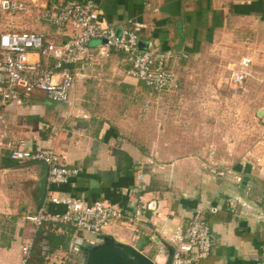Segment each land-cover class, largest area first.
Masks as SVG:
<instances>
[{"label": "crops", "instance_id": "obj_1", "mask_svg": "<svg viewBox=\"0 0 264 264\" xmlns=\"http://www.w3.org/2000/svg\"><path fill=\"white\" fill-rule=\"evenodd\" d=\"M31 1L41 6L92 1L101 20L117 32L137 23L140 49L150 44L153 51L173 55L168 67L176 88L153 91L127 76L126 56L112 52L97 60L62 104H50L41 93L20 105L0 101L12 141H23L32 150L52 149L62 164L78 171L66 185L46 181L43 186L42 164L14 162L6 151L0 152V264H20L22 244L34 242L44 229L33 234L27 217L40 207L63 212L50 203L62 196L88 205L110 204L127 214L138 209L139 217L109 224L99 235L140 249L154 264L168 263L171 250L165 236L198 212L210 227L212 244L209 257L198 264H264V141L253 147L249 160L229 168L226 159L214 157V131L227 132V121L225 112H215L222 106L214 98L222 96L223 83L214 80L208 56L228 57L224 51L214 53L216 44L242 38L243 32L249 37V27L261 38L264 0ZM5 32L39 33L51 43L65 42L71 35L69 29L45 26L32 6L13 13L0 7V34ZM262 53V47L253 51L258 64L264 63ZM246 57L231 70L244 72L245 80ZM263 110L257 109L254 119L264 124ZM215 169L224 170V178L215 180ZM243 177L247 182L241 189ZM204 181H215L219 196L212 197L213 188ZM59 226L54 232L69 240L65 249L47 252L43 264H55L62 252L80 259L72 244L84 239L83 232L69 233L70 226ZM31 259L32 250L29 264Z\"/></svg>", "mask_w": 264, "mask_h": 264}, {"label": "built area", "instance_id": "obj_2", "mask_svg": "<svg viewBox=\"0 0 264 264\" xmlns=\"http://www.w3.org/2000/svg\"><path fill=\"white\" fill-rule=\"evenodd\" d=\"M30 6L37 9L40 22L57 29H69L71 35L65 42L51 43L42 34L34 32L0 34V101L4 104H23L34 93L43 94L51 102H66L72 88L86 78L87 71L99 64L97 60L108 58L112 52L126 56L127 76L141 81L153 91L170 92L176 88L175 76L168 67L173 55L153 51L150 44L140 49L137 23L132 22L130 28L117 32L101 20L100 9L92 1L41 6L31 0H0V7L10 13L25 11ZM93 41L98 44L92 46ZM244 80V72L232 71L228 84L238 89ZM1 151H6L14 162L43 163L47 167L46 181L50 185H66L78 173L62 164L52 149L32 150L23 141H12L8 125L0 113ZM50 203L63 207L64 211L49 213L47 208L40 207L27 217L33 226V234L51 224L98 235L112 222L133 221L140 216L138 209L127 214L110 204L95 202L88 205L67 196L52 197ZM164 241L171 250L167 264H198L211 252L210 227L202 212H198L187 225L176 226ZM32 248V239L22 244L20 264H29ZM39 249L40 255L45 257L49 250L45 239L41 240Z\"/></svg>", "mask_w": 264, "mask_h": 264}, {"label": "rangeland", "instance_id": "obj_3", "mask_svg": "<svg viewBox=\"0 0 264 264\" xmlns=\"http://www.w3.org/2000/svg\"><path fill=\"white\" fill-rule=\"evenodd\" d=\"M44 25L55 28L47 24ZM249 28V37L246 36V32H243V35L241 36L242 38H233L232 40L234 41L223 40L222 46L224 47L216 44V50H214V53L215 51H218V53L224 51L226 52L225 55L229 54L228 57L224 55L222 57L221 54L213 55L208 53V56L211 57L210 66L212 67L214 80L217 83H220L221 80L223 83L222 96L214 98L219 106L220 104L222 106L221 108L218 107L215 112H219L218 116L221 110L225 112L223 119L227 121V132L226 130L221 132L223 133L222 136L220 135V132L214 131L212 146L216 151L215 155H217L214 157L216 159H226L228 162H225L224 165L228 168L232 165H237L239 162L249 160L252 157L250 154L252 155L253 147L264 141V124L254 119L255 111L264 107V63L258 64L255 61V58H253L254 56H252L254 50H258L259 47L264 48V34L259 38L258 34L256 35L252 32V27ZM260 55H264V53ZM246 56L250 57L248 58L250 60L248 62L250 68L249 66L247 68L248 75L244 84L240 88L233 89L228 84L229 75L231 70L239 66L237 63L242 61V57L247 58ZM262 58L264 59V56ZM202 65H205L204 62H202ZM137 81L143 84L141 81ZM220 101L222 102L220 103ZM48 102L54 105L62 104L60 102ZM218 123L220 124L219 120ZM224 127L225 124L223 123V128ZM219 128L220 126H218V129ZM224 149L225 151L223 153L219 152ZM219 153L220 155H218ZM221 172L225 171L215 169L213 172L215 180L224 178V176L222 177L219 175ZM216 175H218V177ZM206 177L207 173L202 179L205 180ZM204 182L207 187L211 186L213 188L212 194L214 196L211 195L212 197L219 196L218 194L220 192L218 191L217 193L216 187L218 186L215 185V181ZM199 188L206 189L204 185L199 186ZM103 232L104 230L101 233ZM83 238L87 241L93 240L92 235L84 232ZM55 257H57L55 264H81L80 259L76 260L75 257H72L70 254L68 255V253H58Z\"/></svg>", "mask_w": 264, "mask_h": 264}, {"label": "water", "instance_id": "obj_4", "mask_svg": "<svg viewBox=\"0 0 264 264\" xmlns=\"http://www.w3.org/2000/svg\"><path fill=\"white\" fill-rule=\"evenodd\" d=\"M261 113L264 114V110ZM40 164L45 167L43 179V186H45L47 167L43 163ZM246 182L247 177H243L240 184L241 189ZM92 236V241L76 238L72 244V249L79 255L81 264H154L138 248L115 242L111 236L99 234Z\"/></svg>", "mask_w": 264, "mask_h": 264}, {"label": "trees", "instance_id": "obj_5", "mask_svg": "<svg viewBox=\"0 0 264 264\" xmlns=\"http://www.w3.org/2000/svg\"><path fill=\"white\" fill-rule=\"evenodd\" d=\"M57 227H62V226L48 224L43 227L44 229H41L36 234L33 242L32 259L30 262L31 264H43L45 262L44 257L40 256V250L38 247L40 241L44 238L47 241V245L49 249L48 254H51L59 249H65L66 243L68 242L69 238L56 234V232L54 231L57 229ZM69 228H70L69 233H72L74 228L72 227ZM44 231H45V236H43Z\"/></svg>", "mask_w": 264, "mask_h": 264}]
</instances>
